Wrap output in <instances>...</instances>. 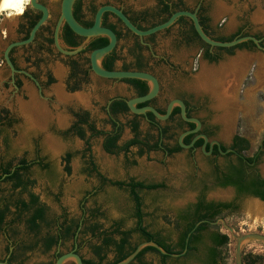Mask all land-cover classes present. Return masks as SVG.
Wrapping results in <instances>:
<instances>
[{
  "label": "flooded vegetation",
  "instance_id": "1",
  "mask_svg": "<svg viewBox=\"0 0 264 264\" xmlns=\"http://www.w3.org/2000/svg\"><path fill=\"white\" fill-rule=\"evenodd\" d=\"M38 1L48 8L49 16L46 22L37 30L31 41L23 42L30 38L33 28L43 15L41 10L33 7L31 4L25 9L23 14L14 19L11 26L2 28L0 34V252L3 254L0 259L5 261L6 264H23V257L28 251L39 250L41 252L39 256H44L54 249L52 257L57 260L60 256L59 249L65 240L57 238V243L49 246V238L57 235L58 231L54 227V218H49L48 216L49 211L47 206L41 202L38 194L35 192L37 188L36 176L39 171H44L50 176L55 174L50 157L43 153L42 147L48 149L54 143L55 133L58 129H55L53 116L57 110L69 112L74 119L71 126L61 130V135L73 134L86 145L83 152V158L87 164L86 170L90 175L94 174L99 182V185L92 189L91 193L100 191L109 183L112 188L125 191L128 194L132 201L133 211H135L136 202L132 196L133 190L141 196L145 192H153L165 188V186L154 189L142 186L132 188L130 184L133 181L143 182L145 185L163 183L148 182L134 175H130L126 179H109L100 171L95 156L91 154L92 145L90 138L101 137L102 149L109 156L123 153L127 157L133 148H137L140 155L148 150L163 152L165 156L187 154L189 157H200L201 161H203V171L200 169L199 173L193 172L189 174V179L195 185L196 200L183 211L193 210L196 205L202 203L208 206L214 204L215 210H222L224 212L234 208V203L243 197L259 198L264 203V200L252 194L251 191L254 188L243 194L238 191V185L240 184L264 180V174L259 169V157L264 152V140L261 143L259 151L254 155H248L246 150H241V147H245L246 145L245 142L241 141L242 139L237 138L241 134L235 133L228 144L219 138L217 135L218 126L209 123L199 115L201 106L199 102H195L193 94L179 91L175 92L171 99H168L163 94L161 74H166L167 78L171 80L173 76L172 71L176 70L177 67L165 57L155 58L153 54L151 55L150 50L154 46L153 44L156 43L158 35L167 33L175 25L179 26L178 36L180 43L185 44L186 47L198 46L196 43L189 42L187 38L181 36V33L189 30L193 24V21L189 17L184 16L186 18L183 21L177 23V20L171 27L143 38L131 32L113 13V15L109 14L105 16L106 12L102 24L106 19L107 24H115L116 29L122 33V37L118 38L117 46L114 49L117 59L115 61V69L113 70L147 71L159 79V94L153 99L137 103L135 106L137 108L151 106L161 115H165L169 103L174 99H180L186 105L187 117L197 118L201 121V127L197 131L194 130L198 127V123L185 119L179 104H175L171 114L166 119H159L151 110H147L146 113L134 112L130 108L128 101L143 95L139 93V87L134 82L125 79L138 78L115 79L97 75L92 69L90 58L91 52L95 49L90 50L88 48L94 37L87 39L77 35L67 23H63L59 31V48L55 38V22L52 19L54 15L53 8L49 4V0ZM106 4L119 7V5L115 4L114 0H106L102 5ZM95 7L92 6L89 9L90 18L86 19V5L84 0H82V23L90 21L94 23V17L97 12L94 13ZM99 7H97V10ZM119 8L126 9L121 5ZM181 8H183L181 10L195 11L185 4ZM128 11L136 24L142 28L149 29L156 22L149 19L151 16L149 9L137 12ZM201 11L199 9L197 12L199 19L204 17ZM155 13L157 11L153 15ZM112 18L115 21H112ZM208 22L205 25L209 33L215 38H220L221 36H215L216 33H212ZM236 34L239 36H255L261 40L260 45L264 47V36L251 34L249 30H244V28H241ZM124 38H127L132 44V49H130L132 61L130 62L124 60L118 53L119 42ZM255 46L258 48L256 44ZM218 48H213L215 50H212V47H210V52L213 55L220 56L217 52ZM76 49H78L76 53H70ZM145 51L149 52V55ZM198 57L197 60L199 61L202 58L209 63L218 61L207 59L203 49L200 50ZM151 58L154 59V65L150 62ZM119 63L121 64L119 65ZM194 70L197 71L196 66H194ZM183 73L187 74L188 72L184 70ZM94 79L97 82H124L131 91V95H115L110 97L104 105H101L98 99L101 93V86L98 87ZM147 82L149 85L147 93H149L151 83ZM94 83L95 87L92 86ZM170 88L174 89L172 82H170ZM83 92H87L90 95L91 104L85 107L80 106L77 109L71 108L70 96ZM177 108H180V110L174 114ZM92 110H99L105 114L107 119H105V125L102 128H99L93 119ZM49 115L50 120L48 118ZM121 118H125L126 121L122 122ZM141 119L146 122L151 130L156 131L157 135H141ZM83 120L86 121L82 122ZM135 125H137V130L134 129ZM107 126H109V129H106ZM125 127L130 129L132 137L123 140L122 134ZM79 128L83 130L82 135L78 132ZM183 134L185 135L182 142L188 145L187 147L182 146L180 142V137ZM117 135L119 137L116 141V147L108 149L105 145L106 140L109 136ZM136 137L141 140V143L133 144L128 149H124V146ZM72 157L73 154L71 152H66L61 157L66 174L71 173L70 164ZM195 165L196 167L198 166L197 163ZM242 179H244L245 183ZM225 189H230L234 192L235 197L234 201L231 202L233 203L231 208L219 206L220 203L229 202L217 201L207 197L210 192ZM35 197L46 208V219L39 221L37 230L31 229L26 222V218L22 221H13V216L10 215L12 218L8 219L10 217L6 214L8 211L12 213L17 212L23 207V203L33 205ZM142 203V211L144 212L143 198ZM87 220L85 217L80 221L75 220L78 223V228L73 231L74 235L71 238L73 245L69 252L75 251L80 254V234L84 231L83 227L86 225ZM135 220L137 227L138 220L136 218ZM18 222H23L25 225L28 239H21L15 242L9 230L18 224ZM214 222H211V225ZM81 257L86 258L82 255ZM56 260L48 264H55ZM70 263L75 262L69 261L67 264Z\"/></svg>",
  "mask_w": 264,
  "mask_h": 264
},
{
  "label": "rangeland",
  "instance_id": "2",
  "mask_svg": "<svg viewBox=\"0 0 264 264\" xmlns=\"http://www.w3.org/2000/svg\"><path fill=\"white\" fill-rule=\"evenodd\" d=\"M105 1L84 0L85 18H90L89 9L92 6L99 7ZM61 2L62 0H49L54 11L52 19L55 22V32L61 17ZM114 2L119 7L124 6L133 12L149 9L151 13L149 19L156 16L153 13L157 11L158 0H114ZM182 2L197 12L203 9L201 12L209 18L208 23L212 33H216L215 36L230 37L241 28L249 30L251 34L264 36V0H182ZM27 6L29 7V4ZM7 13L11 12L0 14V34L2 28L11 26L14 19L19 16L15 12H12L11 16ZM112 21L115 20L112 18ZM178 28L179 26L175 25L167 33L158 35L156 43L150 50L155 58L165 57L177 67L172 71L171 80L166 74H161L163 94L168 99L179 91L193 94L195 102H199L201 106L199 115L209 123L218 126L219 138L228 144L231 137L239 133L250 141L248 155H254L259 151L264 140V49L256 48L254 51H248L236 48L233 54L217 50L221 56L217 62L209 63L203 58L199 61L197 59L200 47L196 45L186 47L185 44L180 43ZM56 44L60 46V42ZM131 45V42L124 38L118 46V53L128 62L132 61ZM78 49L70 53H76ZM212 50L215 49L212 48ZM145 53L149 55V52L145 51ZM150 60L153 64L154 59ZM194 66L197 67V71L194 70ZM184 70L188 73L184 74ZM170 82L174 84V89L170 88ZM96 84L98 87L101 86L100 97H98L101 105H104L112 96L131 95V91L124 82L96 81ZM94 85L95 83L92 84ZM70 103L71 108L85 107L91 104V97L87 92L71 95ZM92 116L99 128L105 125L107 118L102 111L92 110ZM48 118L50 120V115ZM53 118L55 129H58L54 143L48 149L42 147V150L50 157L55 174L50 176L44 171H39L36 176L35 192L41 202L47 206L49 218H56L66 213L70 219L77 221L83 217L88 219L83 227L84 231L80 234L79 253L86 258L96 259L92 246L100 244L101 241L93 238L90 233H86V227L95 221L102 226V230H109L118 222L121 224V230L133 231L136 220L133 216L132 201L125 191L114 189L109 183L100 191L91 193L99 182L94 174L90 175L86 170L87 164L83 158L86 145L73 134L61 135V130L73 123V116L67 111L57 110ZM121 120L126 121L125 118ZM140 122L141 135H157V132L151 130L143 119ZM106 129H109V126ZM131 137L130 129L125 127L122 139ZM90 142L91 154L95 156L100 171L109 179H126L134 175L148 182L165 184L163 190L145 192L141 195L144 202V225L149 231L160 233L169 244L176 245L180 233L176 218L196 200L195 185L189 179V174L199 173L200 169L203 171L201 158L189 157L187 154L165 156L163 152L148 150L140 155L137 148H133L127 157L123 153L109 156L102 149L101 137L90 138ZM66 152L73 154L70 174L65 173L61 162V157ZM259 169L264 174V152L260 157ZM207 197L231 203L235 196L232 190L225 189L210 192ZM254 201L258 203V208L253 206ZM94 209H99L100 214L94 220H90L89 216ZM11 218L10 216L8 219ZM214 221L210 229L203 234L204 242L211 246L210 238L213 231L227 234L229 243L222 249L221 255L224 260L221 264H237V238L248 233L264 234V203L252 197H243L234 203V208L222 212ZM9 232L15 242L28 239L23 222H18L10 228ZM113 236L115 240L120 238L119 234ZM140 238V233L133 231L130 242L136 243ZM72 245V239L64 241L59 249L60 256L69 252ZM54 251L55 249L52 252ZM52 252L39 256L41 253L39 250L28 251L23 257V264L55 262ZM114 255L113 251L109 252L105 263L108 264L113 260ZM1 256L3 254L0 252ZM192 260L189 264H202L195 258ZM144 261L147 264H159L160 259L156 253L149 252L145 255ZM170 263L173 262L170 261ZM133 264L140 263L134 261ZM243 264H264L263 241H250L243 245Z\"/></svg>",
  "mask_w": 264,
  "mask_h": 264
},
{
  "label": "trees",
  "instance_id": "3",
  "mask_svg": "<svg viewBox=\"0 0 264 264\" xmlns=\"http://www.w3.org/2000/svg\"><path fill=\"white\" fill-rule=\"evenodd\" d=\"M184 5L182 0H158V5L156 7L157 13H155L153 19L151 21H156L152 24V26L158 25L162 22H165L174 12L181 10ZM126 15L131 19V21L135 24L134 18L129 15V11L127 9H122ZM203 11V9H201ZM97 11V7L94 8V13ZM74 15L76 19L84 26H91L93 21L90 22H81L82 16V0H76L74 4ZM113 15L112 13L107 12L106 15ZM186 17L182 16L178 19L177 23L183 21ZM121 22V20L119 19ZM201 24L204 27V30L208 35L212 38L219 40V41H231L237 37L238 34H234L230 37H220L215 38L213 37L205 25L206 22L209 21V18L206 16L200 18ZM103 25L110 27L114 31H116L118 38L122 37V33L116 29L115 24H107V20H104ZM140 29H147L142 28L141 26L137 25ZM151 26V27H152ZM181 36L187 38L189 42L196 43L201 49L204 51V55L207 59L211 61H216L221 58V56L213 55L210 52V45L205 43L200 36L198 35L194 25L192 24L189 30H185L181 33ZM109 43V38L106 36H99L94 37L89 44V49L93 50L99 47H103ZM77 44V43H75ZM236 48L239 49H248V50H255L256 46L253 41L248 40L243 43L238 44L237 46L231 48H218L220 51H226L228 54H233ZM117 57L115 56V50L111 52L109 55L105 57L103 60V66L105 69L113 70L115 69V61ZM127 69V68H124ZM127 81L134 82L139 87V93L141 95L146 94L149 91L148 82L141 79H125ZM180 108H177L174 112H178ZM83 120L82 122H85ZM137 130V125L134 127ZM78 132L82 135L83 130L81 128L78 129ZM119 135L117 136H109L106 140V147L108 149L116 147V141ZM237 138L242 139L241 141L245 142V147H241V150L249 151L251 147L250 141L241 135H238ZM141 140L139 138H134L131 140L127 145L124 146V149H128L129 146L133 144H139ZM263 152L261 153V155ZM261 157V156H260ZM259 157V159H260ZM251 159V158H249ZM69 169V168H68ZM242 178V176H241ZM244 182V179H242ZM242 182V183H243ZM245 183V182H244ZM122 184V183H121ZM131 187L134 188L136 186L148 187L151 189L158 188L165 186L163 183H152L149 185H145L143 182H131ZM254 188V189H252ZM252 189V194L260 197L264 200V180H260L257 182H247L245 184L238 185V191L240 193L248 192ZM132 196L136 202V208L133 213V216L138 220L137 227L133 230L140 233V240L136 243L130 242V237L133 231L121 230L120 223L116 222L109 230H102V226L95 222L91 225L86 227V233H90L93 238H98L101 243L92 246L93 253L96 255L97 259L94 258H83V264H106L107 254L111 251L115 253V258L111 260L108 264H116L120 261L125 260L131 253L135 251L138 245L144 241H155L159 245H161L165 250L171 253H183L179 257H173L170 255L162 254L158 249L149 245L144 247L138 255L135 257L134 261H138L140 264H147L144 261V257L147 253H156L159 256L160 262L159 264H171L172 261L174 264H189L192 259H196L202 264H221V261L224 260L222 257V249L226 247L229 243V236L227 234L221 233L219 231H213L211 236V246H208L206 242H204L203 234L208 231L211 227V222H213L218 216L222 214V210H215L214 204L211 205H203L202 203L196 205L195 209L190 211H182L178 214L176 221H177V228L179 233L178 242L176 245L169 244L165 239H163L160 233H154L148 230V228L143 224L144 220V212L142 211V198L141 196L133 190ZM33 205L23 203V207L18 210L17 212H10L8 211L6 214L7 216L12 215L13 221H22L26 218L27 224L33 230H37L39 227V221H43L46 219V208L43 204L40 203L37 197L33 200ZM233 203H220L219 206L225 208H231ZM100 210L94 209L89 218L90 220H94L99 216ZM87 222V221H86ZM85 222V223H86ZM198 224V226H196ZM54 227L58 231V234L49 238V246L57 243V238L69 240L74 235V229L77 230L78 223L74 219H70L66 213L54 218ZM56 231V232H57ZM115 234H119V240H115ZM189 237L188 242V249H186V240ZM131 262V264L134 263ZM172 263V264H173ZM12 264V263H8ZM76 264V263H70Z\"/></svg>",
  "mask_w": 264,
  "mask_h": 264
},
{
  "label": "water",
  "instance_id": "4",
  "mask_svg": "<svg viewBox=\"0 0 264 264\" xmlns=\"http://www.w3.org/2000/svg\"><path fill=\"white\" fill-rule=\"evenodd\" d=\"M76 0H62L61 2V17L60 20L58 21L57 27H56V32H55V38L56 42L59 43V31L63 23H67L69 27L79 36L85 37L87 39H90L92 37L96 36H107L109 38V43L103 47L97 48L91 52L90 58H91V64H92V69L94 72L104 78H115V79H124V78H138V79H143L147 80L151 83V90L149 93L146 95L137 97L135 99L129 100L128 104L130 108L136 112V113H146L147 110H151L159 119H166L169 117V115L172 112L173 107L175 104H179L181 106V112L182 115L185 119L195 121L198 123V127L194 130L197 131L201 127V121L197 118H188L186 115V105L185 103L180 100V99H174L172 100L167 108V113L165 115H161L155 108L151 106H146L142 108H137L135 104L137 103H143L146 101H149L156 97L159 92H160V82L159 79L152 73L147 72V71H141V70H107L102 66V60L103 58L111 53L115 47L117 46L118 43V36L116 32L102 24L103 22V17L106 12H111L114 15H116L123 23L124 25L134 34L140 36L141 38L157 33L159 31L165 30L169 27H171L181 16H186L189 17L194 24V27L200 36V38L210 45L212 48H231L234 46H237L240 43H243L248 40H252L259 49H263L264 47L260 45V39H258L255 36L252 35H245V36H239L231 41H219L214 38H212L210 35L206 33L204 30L199 16L197 14V11H191V10H178L174 12L168 20L165 22H162L156 26H153L149 29H140L137 27L131 19L128 17V15L125 14V12L112 4H106L102 5L98 8L95 17H94V23L92 26H84L82 25L75 17L74 12H73V6ZM30 4L41 10L43 12L42 17L40 20L37 22L35 27L32 30L31 36L28 40L23 41V42H29L31 41L37 30L46 22L49 16V11L48 8L40 3L38 0H31ZM19 42V43H23ZM185 134H183L180 137V142L181 145L184 147H187L188 145H185L182 142V139ZM255 198V197H252ZM260 201L259 198H255ZM198 226V224L196 225ZM250 241H263L264 242V234L262 233H248L242 236H239L237 238V249H236V262L237 264H243V245L247 242ZM186 249L185 252L188 249V242H189V237L186 240ZM153 246L156 249H158L162 254L170 255L173 257H179L183 253H171L165 250L161 245H159L155 241H144L141 242L138 247L135 249L133 253H131L125 260L120 261L116 264H130L132 261H134L135 257L138 255V253L146 246ZM74 261L76 264H83V258L81 257L80 254H78L75 251L67 252L61 255L57 260L55 264H67L69 261ZM0 264H6L5 261L0 260Z\"/></svg>",
  "mask_w": 264,
  "mask_h": 264
},
{
  "label": "clouds",
  "instance_id": "5",
  "mask_svg": "<svg viewBox=\"0 0 264 264\" xmlns=\"http://www.w3.org/2000/svg\"><path fill=\"white\" fill-rule=\"evenodd\" d=\"M31 0H3V3L0 4V12L4 9L13 7L18 9L17 14H23L25 7L30 4ZM11 15V13H9Z\"/></svg>",
  "mask_w": 264,
  "mask_h": 264
},
{
  "label": "bare ground",
  "instance_id": "6",
  "mask_svg": "<svg viewBox=\"0 0 264 264\" xmlns=\"http://www.w3.org/2000/svg\"><path fill=\"white\" fill-rule=\"evenodd\" d=\"M3 3V0H0V4H2ZM26 8V7H25ZM27 8H28V6H27ZM24 11H25V9H24ZM23 11V12H24ZM4 12H11V14H12V12H15L16 14L18 13V9H16V8H13V7H9V8H6V9H4L2 12H0V14H3ZM14 14V13H13ZM7 15H9L8 13H7ZM17 15H21V14H17ZM11 16V15H10ZM253 206L254 207H256V208H258L257 206H258V203L256 202V201H254L253 202Z\"/></svg>",
  "mask_w": 264,
  "mask_h": 264
}]
</instances>
